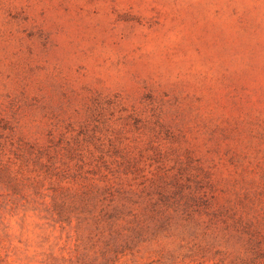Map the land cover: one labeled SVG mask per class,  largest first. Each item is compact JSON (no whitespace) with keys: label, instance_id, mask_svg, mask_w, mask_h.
Listing matches in <instances>:
<instances>
[{"label":"rangeland","instance_id":"1","mask_svg":"<svg viewBox=\"0 0 264 264\" xmlns=\"http://www.w3.org/2000/svg\"><path fill=\"white\" fill-rule=\"evenodd\" d=\"M0 264H264V0H0Z\"/></svg>","mask_w":264,"mask_h":264}]
</instances>
